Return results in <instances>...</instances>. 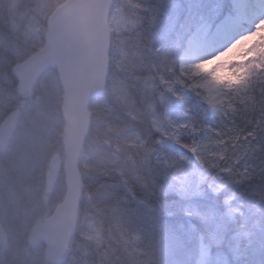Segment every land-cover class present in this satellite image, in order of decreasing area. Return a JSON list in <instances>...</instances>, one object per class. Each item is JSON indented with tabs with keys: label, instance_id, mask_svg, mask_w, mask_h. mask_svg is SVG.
<instances>
[{
	"label": "rangeland",
	"instance_id": "obj_1",
	"mask_svg": "<svg viewBox=\"0 0 264 264\" xmlns=\"http://www.w3.org/2000/svg\"><path fill=\"white\" fill-rule=\"evenodd\" d=\"M65 1L0 0V125L12 112L21 113L13 139L0 150V264H47L45 247L35 241L34 231L67 193L61 114L64 93L57 71L48 70L24 96L19 95L12 74L17 64L43 49L47 20ZM184 1L113 2L108 22L109 77L105 93L91 102V132L79 164L86 190L76 236L61 264H232L223 231L228 223L225 216L216 212L212 226L199 229L189 213L193 197L205 198L204 189H199L202 178L192 177L194 172L184 166L187 175L166 169L162 156L154 150L158 140L152 137L158 132H151L148 139L154 116L158 113L166 118L169 95L161 97L151 87L149 78L156 73L145 66L138 43L143 29L136 10L139 5L148 10L144 16L152 47L162 48L176 60L187 56L196 82L207 85L202 90L223 106L229 101L221 87V75L242 44L264 30V0H255L251 6L247 0H227L206 18L197 16L194 26ZM241 7L247 9L243 14ZM209 30L208 39L188 55L189 38L207 36ZM217 52L223 54L207 59V63L195 62ZM198 96L204 109L208 108ZM204 114L222 120L211 108ZM144 140L160 156L159 164L153 156L149 170L138 167ZM176 145L197 163L191 153ZM56 156L61 167L55 185L48 187L50 161ZM136 175L153 186L146 188ZM114 177L116 181L111 179ZM101 179L104 184H99ZM132 187L141 194L136 195ZM204 201L205 205L195 206L205 215L209 202L207 198ZM215 205L221 204L217 201ZM256 227L252 220L248 239L254 249L260 233Z\"/></svg>",
	"mask_w": 264,
	"mask_h": 264
},
{
	"label": "water",
	"instance_id": "obj_2",
	"mask_svg": "<svg viewBox=\"0 0 264 264\" xmlns=\"http://www.w3.org/2000/svg\"><path fill=\"white\" fill-rule=\"evenodd\" d=\"M114 0H66L47 21L45 47L13 69L21 95L28 92L48 69L58 72L64 99L65 156L67 193L46 222L35 229L34 236L46 246L48 264H60L75 236L84 186L79 162L90 133L91 101L105 93L109 77L110 9ZM19 111L11 113L0 126V149L12 139ZM60 160L52 159L47 184L54 185Z\"/></svg>",
	"mask_w": 264,
	"mask_h": 264
},
{
	"label": "trees",
	"instance_id": "obj_3",
	"mask_svg": "<svg viewBox=\"0 0 264 264\" xmlns=\"http://www.w3.org/2000/svg\"><path fill=\"white\" fill-rule=\"evenodd\" d=\"M226 1L185 0L183 4L184 7H187L191 16L190 24L194 26V20L197 16L200 14H203L204 17L208 16L210 12L216 11ZM248 45L250 46L247 48ZM261 67H264L263 29L255 35L252 41L242 44L238 55L227 61L226 70L221 75L220 82L225 97L242 111L252 107L249 97L244 95V85L249 72ZM175 90L180 93L182 98L177 99L176 96L167 93L169 99L165 108L167 110L166 119L177 124L202 123L204 131L200 132L198 136L185 134L183 141L185 143H192L193 141L202 144L208 143L210 137H212V133L208 129H221L223 127L222 120L204 114V103L194 91L184 89L179 84L176 85ZM152 138H154V141L158 140L154 145V150L162 156L163 165L175 160L177 165H182L189 172H194H190L192 177L202 178L203 185L200 183L199 189H204V196L209 202L206 205L208 212L204 215V212L196 210L198 208L195 204L205 205V198L199 196L193 197V200L191 199V202H189L191 208L188 209L198 228L207 226L209 229L213 224V220H215L216 212L223 214L228 221L223 231L226 233V244H229L231 248L232 264H264V176H257L252 181L233 183L231 177L226 173H220L216 170L205 172L198 163L189 159L175 142L167 140L160 133H155ZM159 141H162V143H159ZM251 143L253 146L264 144V139H252ZM243 163L244 161L238 167H242ZM246 163L250 166V171L264 168V151H257L255 158H252L249 154ZM199 174H202V176L198 177ZM103 179L105 180V177ZM111 179L113 181L117 180L115 177ZM99 184H104L102 179ZM131 190L136 195L141 194L135 192L133 187ZM217 201L221 204L218 207L215 205ZM252 220L256 222V228L260 231L257 249L249 245V225Z\"/></svg>",
	"mask_w": 264,
	"mask_h": 264
},
{
	"label": "snow or ice",
	"instance_id": "obj_4",
	"mask_svg": "<svg viewBox=\"0 0 264 264\" xmlns=\"http://www.w3.org/2000/svg\"><path fill=\"white\" fill-rule=\"evenodd\" d=\"M136 11L143 29L139 34L138 43L144 51L145 66L156 73L155 76L149 78L153 81L151 85L153 92L161 97L166 93H170L176 96L177 99H181L180 93L175 90L176 85L179 84L184 89L192 90L197 95H200L204 102L208 104V108H205L204 111L207 112L209 108L216 111L221 115L223 123V127L219 130L208 129L212 133L208 143L202 144L195 141L185 143L183 136L185 134L198 136L200 132L204 131L203 124L199 122L177 124L172 120L161 118L157 113L149 129L148 139L151 136V132L160 133L164 138L181 145L187 152L191 153L205 172L216 170L220 173H226L231 177V182L233 183L252 181L257 176H264V168L250 171V166L246 163L249 154H251L252 158H255L257 151H264V144L253 146L251 143L252 139H264V67L251 70L244 85V95L249 97L252 103L251 108L242 111L234 103L230 102L225 103L223 106H218L202 90L207 85L196 82L187 56L176 60L170 54L165 53L162 48L152 47L148 28L146 27L149 22L144 16V12L148 10L139 5ZM210 35L211 31L209 30L207 36L190 37L187 42L188 55L194 54L193 50L202 46ZM210 58L211 56L205 57L195 60V62L200 63ZM155 81H159V83L156 84ZM161 87L163 92L159 91ZM157 107L158 104L156 105ZM159 143H162V141H159ZM140 148L143 149L138 166L140 169L149 170L153 156H155L157 164L160 163V156L147 147V140L140 144ZM242 161H244L243 166L238 167ZM164 167L166 169H176V172L180 173V175H187L184 167L175 163H166ZM172 174L173 178H176V173ZM136 179L146 188L153 186V182L141 175H136Z\"/></svg>",
	"mask_w": 264,
	"mask_h": 264
},
{
	"label": "clouds",
	"instance_id": "obj_5",
	"mask_svg": "<svg viewBox=\"0 0 264 264\" xmlns=\"http://www.w3.org/2000/svg\"><path fill=\"white\" fill-rule=\"evenodd\" d=\"M240 39L242 40L243 39V37H240ZM233 43H236V41L235 42H233ZM231 47V45L230 46H228L227 48H225L224 50H223V52H227L228 51V48H230ZM223 52H218V53H216L215 55H213L212 57H211V59H215L216 58V56H218V55H222L223 54ZM202 63H207V60H204V61H202Z\"/></svg>",
	"mask_w": 264,
	"mask_h": 264
},
{
	"label": "bare ground",
	"instance_id": "obj_6",
	"mask_svg": "<svg viewBox=\"0 0 264 264\" xmlns=\"http://www.w3.org/2000/svg\"><path fill=\"white\" fill-rule=\"evenodd\" d=\"M247 1H248L249 3H251L250 6L253 5V4L255 3V0H247ZM246 10H247L246 7H245V8H244V7H243V8L241 7V8H240V13L243 14ZM263 11H264V10H263ZM231 33H232V32H230L229 35H230ZM226 38H228V35H226ZM226 38H225V39H226Z\"/></svg>",
	"mask_w": 264,
	"mask_h": 264
}]
</instances>
